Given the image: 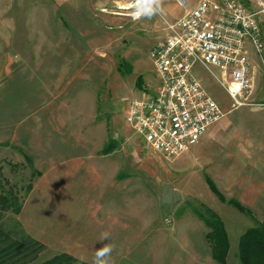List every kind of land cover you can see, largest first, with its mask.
Listing matches in <instances>:
<instances>
[{
	"label": "rangeland",
	"instance_id": "rangeland-1",
	"mask_svg": "<svg viewBox=\"0 0 264 264\" xmlns=\"http://www.w3.org/2000/svg\"><path fill=\"white\" fill-rule=\"evenodd\" d=\"M105 4L0 0V175L24 198L21 214L5 223L17 220L46 246L36 263L65 253L93 264L108 233L109 264H217L195 212L207 206L239 258L241 237L264 220V208L251 219L230 202L244 179L264 182V99L253 96L235 109L197 66L194 74L224 108L226 136L211 150L196 146L167 160L127 122L132 103L159 85L150 52L165 36L163 20H134L132 10L114 4L108 13ZM251 57L264 87V54ZM203 149L208 159L192 160Z\"/></svg>",
	"mask_w": 264,
	"mask_h": 264
},
{
	"label": "built area",
	"instance_id": "built-area-1",
	"mask_svg": "<svg viewBox=\"0 0 264 264\" xmlns=\"http://www.w3.org/2000/svg\"><path fill=\"white\" fill-rule=\"evenodd\" d=\"M177 1L185 14L163 18L166 36L150 52L159 85L134 101L127 117L131 129L167 160L190 151L226 116L194 69H204L240 108L249 105L256 82L248 44L264 54L258 18H264V1L257 0V12L243 0H203L195 7Z\"/></svg>",
	"mask_w": 264,
	"mask_h": 264
},
{
	"label": "trees",
	"instance_id": "trees-1",
	"mask_svg": "<svg viewBox=\"0 0 264 264\" xmlns=\"http://www.w3.org/2000/svg\"><path fill=\"white\" fill-rule=\"evenodd\" d=\"M139 83H141L139 81ZM115 144L106 146L105 153L113 151ZM210 189L221 201L225 202L224 195L219 191L212 179H207ZM32 183L26 187V196L32 191ZM25 196V197H26ZM231 204L243 212L246 216L254 218L251 209L245 207L237 200H230ZM24 206V198L9 185L8 180L0 175V264H91L80 262L69 254H60L44 262L36 263L39 256L45 252L46 246L31 235L26 233L21 223L17 220L12 225L5 223L6 216L21 214ZM204 210L195 211L204 222L209 232L206 240L211 249L213 260L217 264H227L230 251L229 234L219 215L207 206ZM239 260L242 264H264V220L250 228L241 237L239 244Z\"/></svg>",
	"mask_w": 264,
	"mask_h": 264
},
{
	"label": "crops",
	"instance_id": "crops-1",
	"mask_svg": "<svg viewBox=\"0 0 264 264\" xmlns=\"http://www.w3.org/2000/svg\"><path fill=\"white\" fill-rule=\"evenodd\" d=\"M104 1H105V3L109 4V8L106 6V4L102 5L100 8L103 11L104 10L106 11L108 9L107 10L108 13L114 12L113 11L114 9L110 8L112 4H114L116 8H125V9L127 8V9H129V11L132 10V6H131L132 0H104ZM185 1L188 2L191 5V7H195L203 0H185ZM245 1L249 3L248 8L252 12H257L260 9L257 6V0H245ZM122 5H124V6L128 5L130 7H123ZM162 8H163V11L158 14V16L160 17L159 18L160 20H163V18H166L168 20H174V19L181 18L185 14V10L183 9V7L180 5V3L177 0H162ZM107 17H110V16H107ZM258 18L263 25L262 38H263V42H264V18H263V16H259ZM162 24H164L163 21H162ZM164 33L166 36L165 29H164ZM164 37H163V39H164ZM163 39H162V41H163ZM162 41H160L159 44ZM248 48H249V46H248ZM252 53H256L253 48H252V51L250 50L251 55H252ZM251 60H252L253 66L255 67L254 71H255V75H256L258 73V71L260 70V68H259L258 64L256 63V61L254 60V58L251 57ZM256 78H257V76H256ZM257 81L258 80L256 79V82H255L256 87L254 89L253 96L255 98H260L261 100H263L264 99V87H258ZM221 108L224 110L223 107H221ZM240 108H242V107H240ZM235 109H239V108H235ZM224 118L220 121V123L217 124V126L214 129H213V127L216 124L209 129L208 133L196 145L197 147L198 146H203V147L205 146V147H207V150H211L213 148L212 142L214 140H218L219 138H221V136H226V133L224 134L222 129L226 127V124L229 121L223 122ZM196 146H194L193 148H195ZM207 150L203 149L192 160H195L196 157L205 158L206 155L207 156L209 155V153L206 152ZM238 153H239L241 162L246 161L244 158L242 159V157L249 155V149L245 148V149L239 150ZM205 159H208V158H205ZM263 168H264V165L262 166V170H263ZM255 171H256V169H255ZM260 181H254L251 179L250 180L244 179V181L240 185H235L236 191H235V196H233V197H236L237 201H239L245 207L251 209L253 213H254V210H256L258 208H264V182H260ZM217 188L220 189V186L217 185ZM253 217H254L253 219H257L255 214ZM250 218L252 219V217H250ZM262 218L264 219V217H262ZM262 218H260V219H262ZM231 251H232V248H231ZM231 251H230L229 256L227 257V264H242L241 261L239 260V258H237V255L236 254L232 255ZM238 251H239V249H238Z\"/></svg>",
	"mask_w": 264,
	"mask_h": 264
},
{
	"label": "clouds",
	"instance_id": "clouds-1",
	"mask_svg": "<svg viewBox=\"0 0 264 264\" xmlns=\"http://www.w3.org/2000/svg\"><path fill=\"white\" fill-rule=\"evenodd\" d=\"M131 17L136 19H151L163 11L162 0H132ZM109 241L103 247L95 251L93 264H109V257L114 251V245L110 241L108 233H102L99 242Z\"/></svg>",
	"mask_w": 264,
	"mask_h": 264
}]
</instances>
